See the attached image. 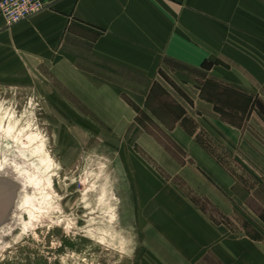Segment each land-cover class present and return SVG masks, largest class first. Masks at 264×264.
Segmentation results:
<instances>
[{"label": "rangeland", "instance_id": "374dc122", "mask_svg": "<svg viewBox=\"0 0 264 264\" xmlns=\"http://www.w3.org/2000/svg\"><path fill=\"white\" fill-rule=\"evenodd\" d=\"M69 73L0 77V161L39 189L2 235L0 264L264 263V93L205 72ZM199 102L232 126V142L214 141ZM185 116L239 180L232 219L198 195L203 151L180 127ZM182 198L228 226L236 246L186 262L165 241L181 235Z\"/></svg>", "mask_w": 264, "mask_h": 264}, {"label": "crops", "instance_id": "0c3cea01", "mask_svg": "<svg viewBox=\"0 0 264 264\" xmlns=\"http://www.w3.org/2000/svg\"><path fill=\"white\" fill-rule=\"evenodd\" d=\"M42 2L43 11L14 25L0 15V77L9 72H205L215 83L264 93V0ZM202 109H210L214 141L232 142V126L217 116L214 105ZM180 127L185 131L181 122ZM196 135L188 136L196 140ZM198 145L203 151L194 163L198 195L232 219L238 210L231 191L239 180ZM184 199L181 235L164 239L182 246L186 262L203 258L212 245L236 246L228 226Z\"/></svg>", "mask_w": 264, "mask_h": 264}, {"label": "water", "instance_id": "95a60500", "mask_svg": "<svg viewBox=\"0 0 264 264\" xmlns=\"http://www.w3.org/2000/svg\"><path fill=\"white\" fill-rule=\"evenodd\" d=\"M30 187L11 170L0 171V239L19 221V204Z\"/></svg>", "mask_w": 264, "mask_h": 264}, {"label": "built area", "instance_id": "2783aa9c", "mask_svg": "<svg viewBox=\"0 0 264 264\" xmlns=\"http://www.w3.org/2000/svg\"><path fill=\"white\" fill-rule=\"evenodd\" d=\"M46 8L42 0H0V15L8 25H14Z\"/></svg>", "mask_w": 264, "mask_h": 264}, {"label": "trees", "instance_id": "16d2710c", "mask_svg": "<svg viewBox=\"0 0 264 264\" xmlns=\"http://www.w3.org/2000/svg\"><path fill=\"white\" fill-rule=\"evenodd\" d=\"M181 120H182L181 121V126L185 129L187 134L192 136V137L195 136L196 132H197L196 125L187 117L182 118ZM196 140H197L198 144H200L206 151H208L213 157H215L219 161V159L212 152V150L210 148L211 146H208V143H206V140H205L203 134L196 135ZM209 144H210V142H209ZM230 173L232 175L236 176L231 171H230Z\"/></svg>", "mask_w": 264, "mask_h": 264}, {"label": "bare ground", "instance_id": "6f19581e", "mask_svg": "<svg viewBox=\"0 0 264 264\" xmlns=\"http://www.w3.org/2000/svg\"><path fill=\"white\" fill-rule=\"evenodd\" d=\"M11 170L15 175L21 177L22 179H24L27 183V185L30 187V189L32 190L33 194L34 193H37L38 192V188L36 186V183H34V180L33 179H28L27 177H24L22 174H19L18 172H16L15 170H13L12 168H9L8 166H5V164L2 162V160L0 161V171H3V170ZM29 196L30 194H26L22 199L24 201L28 200L29 199ZM20 209V208H19Z\"/></svg>", "mask_w": 264, "mask_h": 264}]
</instances>
